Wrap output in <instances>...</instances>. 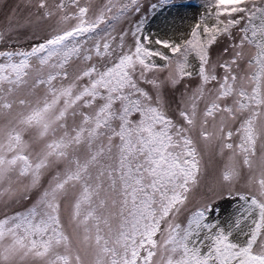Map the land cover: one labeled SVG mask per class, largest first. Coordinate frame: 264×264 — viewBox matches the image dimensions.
Here are the masks:
<instances>
[{
	"label": "snow or ice",
	"instance_id": "6c2138e0",
	"mask_svg": "<svg viewBox=\"0 0 264 264\" xmlns=\"http://www.w3.org/2000/svg\"><path fill=\"white\" fill-rule=\"evenodd\" d=\"M191 6L0 0V264H264V0Z\"/></svg>",
	"mask_w": 264,
	"mask_h": 264
},
{
	"label": "rangeland",
	"instance_id": "374dc122",
	"mask_svg": "<svg viewBox=\"0 0 264 264\" xmlns=\"http://www.w3.org/2000/svg\"><path fill=\"white\" fill-rule=\"evenodd\" d=\"M197 1L198 3L201 2V0H197ZM15 2L16 0H9V3H15ZM187 2H189V0H187ZM191 5L192 6L190 8L181 10V12L178 15L175 12L163 13L160 17H158L152 22L151 30L153 32L159 33L163 38H168L169 36H175L181 30H187L190 24L194 23L195 18L199 15L200 11L202 10L192 3ZM6 16H7V10L0 9V28H3L7 23ZM36 32L41 37L45 35V29L42 26L40 28H37ZM31 33H32V29H28L21 32L20 34L21 44L19 46L27 47L30 43L35 42L29 39ZM2 47L3 45H0V48Z\"/></svg>",
	"mask_w": 264,
	"mask_h": 264
},
{
	"label": "trees",
	"instance_id": "16d2710c",
	"mask_svg": "<svg viewBox=\"0 0 264 264\" xmlns=\"http://www.w3.org/2000/svg\"><path fill=\"white\" fill-rule=\"evenodd\" d=\"M190 3L197 5L198 1L197 0H189Z\"/></svg>",
	"mask_w": 264,
	"mask_h": 264
},
{
	"label": "bare ground",
	"instance_id": "6f19581e",
	"mask_svg": "<svg viewBox=\"0 0 264 264\" xmlns=\"http://www.w3.org/2000/svg\"><path fill=\"white\" fill-rule=\"evenodd\" d=\"M202 11V10H201Z\"/></svg>",
	"mask_w": 264,
	"mask_h": 264
}]
</instances>
